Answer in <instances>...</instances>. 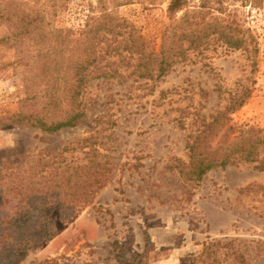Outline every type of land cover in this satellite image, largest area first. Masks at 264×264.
<instances>
[{"label":"rangeland","instance_id":"rangeland-1","mask_svg":"<svg viewBox=\"0 0 264 264\" xmlns=\"http://www.w3.org/2000/svg\"><path fill=\"white\" fill-rule=\"evenodd\" d=\"M13 1L39 10L49 31L76 37L108 9L136 27L149 51L160 49L170 24V0H62L55 9L50 0ZM222 2L247 29V50L212 38L158 80L136 79L130 70L97 79L87 90L86 119L54 134L11 122L26 96L29 69L41 64L34 58L37 42L0 44V123H6L0 124V170L39 163L47 165L46 175L67 171L71 193L85 196L64 206L77 208L78 218H55L57 235L17 264H264V171L258 164L213 169L199 183L185 181L177 169L189 160V137L248 90L227 123L239 133L264 129V0ZM11 32V25L0 24V39ZM103 170L101 188L87 185ZM43 207L56 217L60 204ZM208 244H216L210 252Z\"/></svg>","mask_w":264,"mask_h":264},{"label":"trees","instance_id":"trees-1","mask_svg":"<svg viewBox=\"0 0 264 264\" xmlns=\"http://www.w3.org/2000/svg\"><path fill=\"white\" fill-rule=\"evenodd\" d=\"M194 1L170 0V24L162 34L160 49L149 51L134 25L104 7L102 15L92 18L76 37L73 31H49L45 16L39 10H26L27 3L0 0V24H9L13 30L0 39V44L20 47L26 38L31 39L38 46L34 58L41 60L29 69L32 75H26V96L20 111L11 115V122L48 134L75 128L87 117V90L97 79H115L130 70L129 76L136 79L158 80L185 61L190 52L204 50L212 38L230 49L247 50V29L222 0ZM232 1L257 5L263 0ZM50 2L54 9L63 6L62 0ZM100 31L103 35L96 40ZM109 35L111 43L106 39ZM104 41L107 45L101 49L99 45ZM250 94L248 90L244 98H233L224 111L189 137V160L177 167L182 179L199 183L209 171L238 162L257 163V168L264 171V129L249 126L239 133L237 126L227 123V114L240 109ZM46 167L33 163L28 170L8 166L0 170V264H17L27 250L53 239L60 231L55 218L68 223L80 214L75 207H64L85 198L71 193L69 173L46 175ZM103 171L87 185L101 188L106 179ZM90 197L87 195V200ZM52 203L60 204L56 217L43 207ZM215 245L208 244L205 249L210 252Z\"/></svg>","mask_w":264,"mask_h":264}]
</instances>
